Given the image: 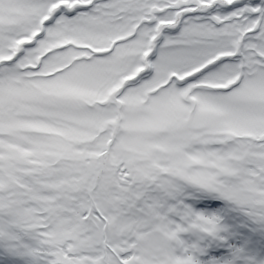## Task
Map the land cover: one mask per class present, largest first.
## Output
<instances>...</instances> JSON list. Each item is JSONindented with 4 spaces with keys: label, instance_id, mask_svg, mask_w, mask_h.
<instances>
[{
    "label": "snow or ice",
    "instance_id": "obj_1",
    "mask_svg": "<svg viewBox=\"0 0 264 264\" xmlns=\"http://www.w3.org/2000/svg\"><path fill=\"white\" fill-rule=\"evenodd\" d=\"M0 264H264V0H0Z\"/></svg>",
    "mask_w": 264,
    "mask_h": 264
}]
</instances>
